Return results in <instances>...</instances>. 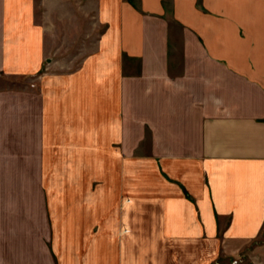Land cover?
<instances>
[{
  "label": "crops",
  "instance_id": "0c3cea01",
  "mask_svg": "<svg viewBox=\"0 0 264 264\" xmlns=\"http://www.w3.org/2000/svg\"><path fill=\"white\" fill-rule=\"evenodd\" d=\"M43 2L0 0V264H264V0Z\"/></svg>",
  "mask_w": 264,
  "mask_h": 264
},
{
  "label": "rangeland",
  "instance_id": "374dc122",
  "mask_svg": "<svg viewBox=\"0 0 264 264\" xmlns=\"http://www.w3.org/2000/svg\"><path fill=\"white\" fill-rule=\"evenodd\" d=\"M43 6H44L43 0H37V8H36V15L37 16L36 17H37V19L39 21H43L44 22V7ZM87 49L88 48H86V47H82L81 49L77 48V50H74L73 52H71L72 54H69L67 56L69 58V61H72L73 59L81 58L82 55H83V53L85 51H87ZM69 51H71V50H69ZM44 204H45V202H44ZM200 248H201L200 246H198V247H192L191 246V248L188 249L187 251H189V252L192 251L190 253H193V255H195L196 252H198V251L201 252V249ZM207 254H209V256H215L217 254L216 253V250H215V246L211 242H210V244H208ZM184 258H186V257H184ZM220 260L218 262L215 261L214 264H223L222 262H220Z\"/></svg>",
  "mask_w": 264,
  "mask_h": 264
}]
</instances>
